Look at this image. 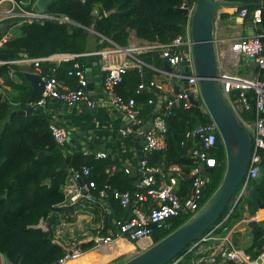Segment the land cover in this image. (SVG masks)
Segmentation results:
<instances>
[{"label": "trees", "instance_id": "trees-1", "mask_svg": "<svg viewBox=\"0 0 264 264\" xmlns=\"http://www.w3.org/2000/svg\"><path fill=\"white\" fill-rule=\"evenodd\" d=\"M184 1L192 3L195 0H51L44 11L55 16H67L69 20L59 18L10 20L9 25L18 24L19 31L9 36L0 46V60L6 61L0 63V74L8 75V71L15 67L10 61L24 54L36 57L57 52L89 51L88 41L91 34L97 38L95 49L106 44V40H102L100 35L126 44L132 30L145 40L168 41L185 31L188 14L181 10ZM255 7L248 6L247 9L251 11ZM95 9L97 13H94ZM110 10L114 11L105 15V12ZM93 23L96 33L90 30ZM257 23L259 25L257 32L264 33V10L261 20ZM96 56L82 55L77 60L84 66H93L97 60ZM143 56L147 60L153 56L158 65L162 60L157 52H149ZM54 66L53 62L43 63L45 72H50ZM72 66V60L62 62L57 66V76L67 77V71ZM143 70L145 72V68ZM144 72L141 75L138 69H129L117 90L123 96L129 97L126 89L130 87L134 91L136 85L143 80ZM259 78L264 79V70L260 72ZM69 80L74 87L77 85L75 79ZM135 93L137 101H144L146 104L139 107L142 115H147L152 110V106L147 105L149 96L142 91ZM254 95V90L249 89L247 97L253 106ZM38 97L39 94L32 96L31 100ZM244 114L248 118L254 117L250 109ZM208 120L209 113L200 105L185 107L182 103L176 102L173 112L167 116L166 148L149 154L150 163L165 169L171 164H179L182 173L178 178L184 186L188 183L186 175L196 164L192 150L200 145L198 139L188 137L186 133ZM51 122L50 113L33 110L30 114H22L10 108L8 98L0 101V250L12 262L19 264H52L65 253L64 246L55 240L54 231L60 222L58 211L65 201L64 186L72 170L77 171L80 184L95 180L96 186L91 188V192L96 198L101 197L102 188H106V185L111 186L108 189L110 196L106 199L112 203L117 221L130 215V208L122 206L111 196L114 188L134 190L130 175L124 170L107 171L111 165H117L107 156L97 157L82 149L67 153L64 146L54 137ZM183 135L186 137L183 138ZM193 142L196 144L189 149ZM213 153L220 165L215 166L207 174L209 181L204 202L219 186L226 169V151L221 138H218ZM66 156H69L68 167L58 170ZM261 157L260 174L250 182L248 195L233 209L238 216L242 215L245 204L248 205L249 211L254 213L259 205L264 203V148ZM85 166L90 168L88 174L84 173ZM230 208L231 205L228 210ZM42 220L47 222V228L41 224ZM185 220L186 217L175 218L170 229L155 227L152 233L153 241L159 240ZM103 222L104 227L115 225L110 220ZM254 238L252 247L247 250L252 259L257 258L264 250L262 223L254 227ZM82 246L87 250L91 248L92 243H83ZM191 257V254L185 256L179 264H191ZM226 264L236 263L229 260Z\"/></svg>", "mask_w": 264, "mask_h": 264}, {"label": "built area", "instance_id": "built-area-1", "mask_svg": "<svg viewBox=\"0 0 264 264\" xmlns=\"http://www.w3.org/2000/svg\"><path fill=\"white\" fill-rule=\"evenodd\" d=\"M194 3L195 1L192 3L184 1L182 3L181 7L188 9V20L185 31L165 42L142 39L140 41L130 40L126 44H121L111 37L102 35L106 40V44L99 49L89 52H57L36 57L24 55L17 60L21 63L32 62L36 67H40L43 62H53L55 64L50 72L42 75L44 86L40 91L39 97L29 102L32 110H36L39 106H44L47 101L53 98L69 104L87 101L88 105L92 106L94 101L90 98L87 89L89 83L87 67L82 65L77 58L82 55H97L104 90L109 97L110 106L123 111L131 121L129 125L121 127L120 130L123 133L137 131L143 136L142 176L139 187L132 191L119 190L117 188L111 191L113 198L118 200L122 206L130 208V215L118 220L114 227L106 230L98 229L95 233L86 236L82 240L65 246L63 256L52 264H67L70 259L79 257L85 251L82 246L83 243H92L91 248H102L117 241L128 240L136 243L141 239H147L150 245L154 242L152 233L155 227L170 229L175 218L186 217L189 219L206 202L203 201V198L209 177L207 175L208 173H204L205 166L203 161H205L206 166H211L212 168L220 165L213 151L218 138H221V134L216 122L211 116L210 120L199 124L186 133V136L198 139L200 145L192 150V154L196 158V164L191 168L190 173L186 175L188 183H185L184 186L178 178V175L182 173L179 164H171L165 169L162 166L151 164L149 160V154L166 148V133L168 130L167 116L173 112L176 102L182 103L185 107H190L194 104L192 95L198 101L197 105H200L205 111L209 112L201 93L191 48L193 40L190 32V20ZM35 6L36 0H0V21L4 20L9 22L13 19L33 21L45 18L69 20L67 16H55L43 10H37ZM263 10L262 7H255L251 11L247 7H240L239 14L245 16L249 13L253 20L258 22L261 20ZM94 13H97L96 9ZM263 36L264 33L256 32L237 38L231 44L232 55L244 54L251 59H255L258 66L264 70ZM6 39V34L2 35L0 46ZM149 52H157L172 67L170 72H167L163 68H157L158 71L162 73L167 72L173 78L182 80V62L186 61L189 73L187 80H182L183 85L181 87L177 86L174 83L175 81L169 85L163 105L154 114L150 127L147 128L146 117H143L137 99L133 96H123L117 90V86L122 83L129 69L136 68L143 75V69L146 65V62L143 60V55ZM67 60L73 61V66L67 71V74L76 78L77 85L75 87L66 84L65 80L56 74L57 66ZM5 62V60H0V63ZM8 73L10 75L13 74V69L11 68ZM221 75L223 93L252 135L250 166L228 212L204 232L202 236L193 241L177 259L172 261V264H177V262L189 254L192 255V264H201L206 259L207 253H210V257L219 254L227 259L235 260L237 261L236 264L253 263V259L248 253L232 245L228 235L217 236V230L227 222L235 205L248 193L250 182L261 171V151L264 148V79L262 80L256 77L246 78L229 71ZM185 82L188 84L187 87L184 85ZM4 83V77L0 74V94H2ZM150 83L158 87L161 86V82L156 79L150 81ZM144 85L145 83L142 81L139 84L140 87ZM175 85L178 87V91H176ZM249 89H253L255 93L254 106L250 104L247 97ZM148 102L154 103V100L149 98ZM251 107H253L252 113L254 114L253 122L247 121L244 114ZM50 127L56 140L62 144L67 139L69 131L65 127L53 122V120ZM95 155L97 157H106L107 153L105 151H99ZM116 167L117 165L113 164V168ZM83 170L85 174L90 172L88 166H85ZM125 170L130 172L128 167ZM73 172L74 176L77 177V171L73 170ZM95 186L96 182L94 179L83 184L66 182L64 186L65 201L74 203L83 196L91 198L93 197L91 188ZM109 188H111L110 185L102 188L100 195L102 197L110 196L108 192ZM41 222L47 228V222L45 223L44 220ZM152 222L156 224L155 227L149 226ZM211 240L215 241L210 243ZM0 264L19 263L12 262L0 250Z\"/></svg>", "mask_w": 264, "mask_h": 264}, {"label": "crops", "instance_id": "crops-1", "mask_svg": "<svg viewBox=\"0 0 264 264\" xmlns=\"http://www.w3.org/2000/svg\"><path fill=\"white\" fill-rule=\"evenodd\" d=\"M35 9L43 10L38 6L37 0ZM239 9L240 7L224 6L219 10V13L215 19L213 35L219 63V70L221 74L229 71L246 78H259L262 69L257 63L253 62L250 57H247L244 54H238L235 56L232 55V42L242 36L256 33L259 27L258 23L253 20L251 14L248 13L245 16H241L239 14ZM1 22L8 23L4 20H1L0 23ZM18 26V24L12 26L9 25L8 32L6 33L7 38L14 33L12 28L16 29V33L19 31ZM91 32L93 33V31ZM100 36L102 37V35ZM102 40H104L103 37ZM130 40L140 41L142 38L138 37L135 31L132 30L128 38V41ZM96 44L97 38L95 35L91 34L88 41V50H95ZM150 58V60H147L143 56V60L146 62L144 72V78H146V81L142 80V82H144L145 85L140 87V81L134 88V91H132L130 87L129 89H126V91L130 96L133 97H136L134 95L136 94L135 92L142 91L146 93V96L152 98L154 103H149L147 101V105L152 106V110L150 111L151 113L159 103H162L163 105L168 93L169 85L175 81L174 83L181 87L183 85V81L173 78L167 73L172 69L169 70L165 66V59L162 58L160 65H158L153 60V56H150ZM18 59L11 61V63H13L15 66L12 67L13 74L10 75L8 73V75H3L5 82L2 91L3 100L8 98L11 102H21L23 108H28V106H30L28 97L30 96L32 86L30 81L25 76L27 71L26 69L29 66L38 69L42 76L46 73L43 68V63L45 62H43L40 67H36L32 62L21 63L17 61ZM96 59L97 60L94 62L93 66H86L87 73L90 72L91 80L94 82L93 89L88 90L89 94L94 96V99H92L94 104L90 107L96 105V113L92 114L83 112L81 107V103L83 101L71 104L72 110H69V108L68 110H64L63 105L65 102L60 100L55 102L49 100V104L44 108V112L50 113L52 115L53 122L65 127L68 131H72L74 129L93 130L94 135L103 139L94 146L98 148L99 151H105L107 155L110 154L111 157H107L117 163L118 167L113 168V165H111L107 171L124 170L126 174L130 175V178L133 181L132 184L134 185V189H136L139 187L137 178L142 176L140 158L143 157V136L137 131L123 133L120 130L121 127L129 125L131 121L123 111L117 110L110 106L109 97L106 94L103 86L102 73L98 63V57ZM157 68H163L167 72L162 73L158 71ZM66 76L67 77L61 78L65 80L66 84L74 87L72 85V81L69 79L72 78L76 80V78L68 74H66ZM154 79L161 82L160 87L151 85L150 81ZM75 82L77 84V80ZM38 94H40V91L32 94L31 97ZM144 104V101L138 102L140 107H142V105L144 106ZM147 115H143V117H146ZM246 118L247 121L253 122V118ZM88 135L89 134L86 136L77 134L75 137L86 139V146H89L92 144V140L88 139ZM195 144L196 143L193 142L189 149H191ZM107 149H110L111 152H108ZM65 150L67 153H69L76 150V147H72L70 150L65 148ZM84 151L86 153H92L89 149ZM127 167L130 169V172L125 170ZM135 169H138V172L136 175H133L132 172ZM67 182H75L80 184L78 177L74 176L73 170L68 176ZM106 198L107 197L102 196L99 198L94 196L91 198L83 196L74 203L64 201L60 205L61 210L58 211L60 222L56 225L55 231H57L58 234L55 240L65 247L95 233L98 229L106 230L114 227L115 225H108L107 227H104L105 225L103 221L110 220L115 224L117 222L115 209L112 203ZM230 217L227 219V222L223 224V226L218 228L217 236L228 235L234 247L242 249L247 253V250L252 247L255 240L254 227L259 223L264 225V207H260L259 205L258 209L254 213H251L249 211L248 205L245 204L242 215L238 216L237 213L233 212L232 218ZM252 221H255V223L250 225V222ZM58 237H61V239H58ZM125 241L132 246L125 248L118 247L117 244L119 241H117L102 248L87 249L80 256L87 255L92 259V264H108L110 262H114L124 254H128L130 252V254L134 255L138 251L149 246V241L147 239H141L136 243L128 240ZM214 241L215 240H211L210 243ZM206 256V259L201 262V264H226L229 260H232L227 259L219 254L215 255L214 257H210V253H207ZM126 257L128 256L126 255ZM232 261L237 263L235 260ZM177 264H179V262ZM251 264H264V250L258 255L257 258L253 259V263Z\"/></svg>", "mask_w": 264, "mask_h": 264}, {"label": "water", "instance_id": "water-1", "mask_svg": "<svg viewBox=\"0 0 264 264\" xmlns=\"http://www.w3.org/2000/svg\"><path fill=\"white\" fill-rule=\"evenodd\" d=\"M50 1L51 0H37V4L44 10ZM224 6L263 7L264 0H195L191 13L190 32L193 40L191 48L194 55L196 75L199 79L204 103L211 118L218 126L225 147L226 169L224 176L219 186L192 217L172 229L159 240L152 242L148 247L138 251L118 264H170V262L177 259L193 241L202 236L204 232L220 220L229 206L232 205L240 185L248 172L251 162L252 135L223 93L221 87L222 75L219 70L213 35L215 19L219 10ZM181 10L185 13L188 12L187 8L181 7ZM113 11L114 10L107 11L105 15H109ZM94 25V23L91 25L90 30L96 32ZM8 28L9 23H0V39L2 35L8 32ZM252 60L257 63L255 59ZM182 64V80L186 81L189 71L186 61H183ZM165 66L169 70L172 69L167 61L165 62ZM26 70L25 76L32 86L30 96L28 97L29 101H31V95L43 89L44 80L38 69L29 66ZM88 78L90 81L87 89L91 90L94 87V82L91 80L90 72H88ZM143 80L146 81V78ZM184 85L187 87L188 84L185 82ZM176 91H178L177 86ZM191 97L194 104H198V101L195 100L192 95ZM90 98L94 99V96L90 95ZM2 100L3 95L0 94V101ZM51 101L55 102L57 99L53 98ZM48 104L49 101H47L44 106H39L36 110L44 111V108L48 106ZM9 105L12 110H17L22 114H30L33 111L31 107L23 108L21 102L9 101ZM161 106L162 103H159L154 110L146 116L147 128L150 127L154 114L160 110ZM81 107L83 112L94 114L97 111V106L94 105L90 107L87 101H83ZM68 108L72 110L71 104L65 102L63 109L68 110ZM250 112H253V107L250 108ZM77 134L84 136L89 134L87 137L92 140V144L86 146V139L76 138L75 136ZM185 137L186 136L183 135V138ZM100 140L102 141L103 139L94 135L93 130L74 129L68 132V137L64 140L62 145L67 150L76 147V149L82 150L89 149L93 154H96L99 152V149L94 145L98 144ZM184 150H186L185 147ZM107 151L111 152L110 149H107ZM41 153L42 152H40V154ZM107 156L109 158L111 157L110 154ZM142 158L143 157H141L140 160H142ZM68 161L69 156H66L65 160L58 167V170L66 168L68 166ZM203 164L205 166L204 173L213 170L211 166H206L205 161H203ZM137 172L138 169H135L132 174L136 175ZM140 179L141 177L137 178V183L140 182ZM260 207H264V203L260 204ZM254 223L255 221H252L250 225ZM149 226L155 227L156 224L152 222Z\"/></svg>", "mask_w": 264, "mask_h": 264}, {"label": "bare ground", "instance_id": "bare-ground-1", "mask_svg": "<svg viewBox=\"0 0 264 264\" xmlns=\"http://www.w3.org/2000/svg\"><path fill=\"white\" fill-rule=\"evenodd\" d=\"M117 246L125 248V247L132 246V245H130L126 241L124 242L119 241ZM92 263H93L92 259L89 258L87 255L86 256L82 255L76 258H72L67 262V264H92Z\"/></svg>", "mask_w": 264, "mask_h": 264}, {"label": "rangeland", "instance_id": "rangeland-1", "mask_svg": "<svg viewBox=\"0 0 264 264\" xmlns=\"http://www.w3.org/2000/svg\"><path fill=\"white\" fill-rule=\"evenodd\" d=\"M12 31L14 32L13 34H15L16 32V29L14 28H12ZM232 96H233V94H232ZM234 99H235V97H234ZM209 113V112H208ZM209 115H210V113H209ZM246 195H248V193L246 194ZM245 195V196H246ZM46 222V221H45ZM41 224H43L42 222H41ZM44 225V224H43ZM56 229V228H55ZM57 231H54V237L55 238H57ZM58 239H61V237H58ZM124 251H126V250H124ZM123 251V252H124ZM126 255L128 256V257H126ZM132 256V254H130V252L128 253V254H124V255H122V256H120L118 259H116L114 262H110V263H108V264H118V263H120V262H122V261H124V260H126L127 258H129V257H131ZM173 262H171V264H172ZM178 263V262H177Z\"/></svg>", "mask_w": 264, "mask_h": 264}]
</instances>
